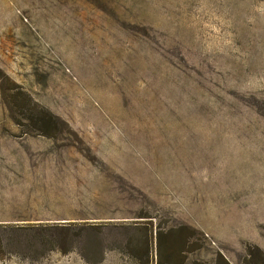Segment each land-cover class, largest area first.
<instances>
[{
	"label": "rangeland",
	"instance_id": "obj_1",
	"mask_svg": "<svg viewBox=\"0 0 264 264\" xmlns=\"http://www.w3.org/2000/svg\"><path fill=\"white\" fill-rule=\"evenodd\" d=\"M0 221V264H264V0H0Z\"/></svg>",
	"mask_w": 264,
	"mask_h": 264
},
{
	"label": "trees",
	"instance_id": "obj_2",
	"mask_svg": "<svg viewBox=\"0 0 264 264\" xmlns=\"http://www.w3.org/2000/svg\"><path fill=\"white\" fill-rule=\"evenodd\" d=\"M96 196H98V195H96ZM95 197V196H94ZM94 199V198H93ZM93 199L92 200H90L88 203H85V205H79V206H81V207H92L90 204L91 203H93V204H95L94 203V201H93ZM106 198H101L100 199V201L97 203V205H95V206H97V207H100V208H103V207H105V204H107V202L108 201H106L105 200ZM141 211V210H140ZM148 214H150V209L149 208H147V207H145L143 210H142V212H139V214H137L135 217L136 218H140L141 220H138V221H143V222H137V223H135L137 226H144V228L146 229V226H147V224H150L151 222H147L148 220H146V218H148V217H150ZM91 218H96V217H85L84 219H91ZM64 219H67V218H64ZM145 219V220H144ZM146 221V222H145ZM150 221V220H149ZM64 223H68V224H60L59 226H63V225H71L70 224V222L69 221H66V222H64ZM4 223H2V221H0V225H3ZM176 227H178V229H180L182 232H183V230L184 229H186V225H180V226H176ZM193 237H195L196 239H197V237L196 236H193V235H190V234H187V235H185L184 234V240L181 242V243H184L185 245H187V244H189L190 242V239L191 238H193ZM162 243H164V238H163V231L159 228L158 230H157V232H156V250H157V256H158V264H160L159 263V260L161 261V256L163 257V255H167V254H165V250H164V248H163V245H162ZM148 244V241H147V239L145 238V246ZM188 246L189 245H187V250H184L183 249V251H186V253L189 251V249H188ZM174 247V246H173ZM182 251H180V249H179V251H178V253H179V255H180V253H181ZM178 255V256H179ZM223 259V261H224V258H222ZM200 261H195L194 262V264H201V263H199ZM224 264H228V263H226V261H224Z\"/></svg>",
	"mask_w": 264,
	"mask_h": 264
}]
</instances>
